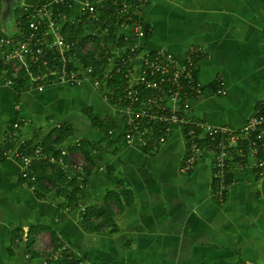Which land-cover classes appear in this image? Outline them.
<instances>
[{
    "label": "crops",
    "instance_id": "0c3cea01",
    "mask_svg": "<svg viewBox=\"0 0 264 264\" xmlns=\"http://www.w3.org/2000/svg\"><path fill=\"white\" fill-rule=\"evenodd\" d=\"M37 1L0 0V33L13 32L21 7ZM78 13L72 9L67 23L80 29V48L88 51L94 36ZM144 14L151 49L163 46L178 56L196 52L204 90L177 109L237 129L264 105V0H148ZM18 117L32 139L55 124L70 126L72 135L58 146L83 156L76 146L90 142L92 176H85L75 205L50 189L46 178L42 188L22 185L18 162L1 161L0 264H59L54 254L63 243L90 263L264 264V171L236 168L235 181L219 200L212 192L211 154L188 172L180 170L188 147L183 128L173 126L156 149L128 145L120 105L89 81L18 95L0 83V138ZM101 206L111 211V221L91 211L93 226L104 221L94 230L84 211Z\"/></svg>",
    "mask_w": 264,
    "mask_h": 264
},
{
    "label": "built area",
    "instance_id": "2783aa9c",
    "mask_svg": "<svg viewBox=\"0 0 264 264\" xmlns=\"http://www.w3.org/2000/svg\"><path fill=\"white\" fill-rule=\"evenodd\" d=\"M147 3L148 0H81L77 4L71 0H39L34 5H23L15 30L0 33V83L14 87L15 79L21 78V90L41 91L48 85L77 87L89 81L104 99L120 105L125 115L123 137L128 145L156 149L166 142L173 126L183 128L188 147L180 170L188 172L199 159L211 154L212 192L223 200L235 181L236 168L250 167L258 175L264 171V105L255 108L237 129L194 119L186 108L177 109L189 96H198L204 90L195 73L196 52L190 50L178 56L163 46L151 49L146 39ZM60 5L84 16V24L98 38L97 43L94 37L90 41V50L82 51L80 40L66 38L63 26L71 21V14L61 11ZM111 29L114 40L109 39ZM80 51H95L93 59L99 64L85 66L79 59ZM116 76L123 80L118 98L107 86ZM218 92L225 94L222 89ZM14 109L19 106L15 104ZM24 125L22 118H15L0 138V162L10 158L18 162L22 185L35 188L41 171L50 174L53 169L68 178H82L88 167L83 156L75 158L64 145L58 146L57 156L46 152L42 132L32 139L24 133ZM59 127L61 124L53 126ZM42 163H46L42 170L35 169ZM83 186L82 178L79 187ZM54 255L60 258L59 264H102L82 260L66 243L60 244Z\"/></svg>",
    "mask_w": 264,
    "mask_h": 264
},
{
    "label": "trees",
    "instance_id": "16d2710c",
    "mask_svg": "<svg viewBox=\"0 0 264 264\" xmlns=\"http://www.w3.org/2000/svg\"><path fill=\"white\" fill-rule=\"evenodd\" d=\"M60 10L63 12H70V9H68L67 6L65 5H60ZM25 24V23H24ZM26 25V24H25ZM66 29L65 36L68 40H75L78 39L83 40L85 38L81 37V31L80 29L73 24L70 23H65L63 26ZM96 40V43L98 42V38L94 37ZM110 40H114V35H113V29H111V33L109 35ZM78 47V46H77ZM95 51H90L85 54H78L80 59L82 60L83 64L85 66L88 65H96L99 64V61L94 60L95 56ZM196 61V57H195ZM196 73V72H195ZM123 80L120 76L114 77L110 82H108V88L114 93L115 98H118L121 95L120 91V86L122 84ZM24 85V81L21 78H16L15 79V86L14 91L16 95H18L20 92H22V86ZM104 123H100V126L102 127ZM72 128L68 125H61L59 128H53L50 132H48L46 135L42 136V145L44 146L46 152L52 153L53 155L57 156L59 154L58 151V145L63 143L64 140H66L68 137L72 135ZM38 135V134H37ZM83 154L84 159L86 163L89 165L91 164V158H90V152L93 148V146L90 144V142L82 140L79 142L78 146H76ZM46 166V163H42L40 165H36L35 169L37 170H42ZM85 173L83 174L82 178L85 180L86 174L90 172L88 168L84 169ZM42 175L39 177V186L40 188L43 187L41 184V180L46 178L50 184L51 187L50 189H57L59 193L63 194L68 202L70 204H77V202L81 199V196L83 194L82 189L77 185V178L76 176L74 178H68L66 174H64L62 171H59L57 169H53V172L50 174H46L43 171ZM229 181V177L227 178ZM47 189V188H45ZM126 194V191H124ZM106 204V203H105ZM95 207L94 209H88L84 211V221L86 222L87 225H90V227L94 230H99L103 226L104 221H100L96 224V226L92 225V222H89L88 216L92 213H95L97 215H102L105 214L109 218L111 216V211H109L108 207ZM111 221L109 218L108 221ZM66 259L64 258L63 262L66 263Z\"/></svg>",
    "mask_w": 264,
    "mask_h": 264
},
{
    "label": "rangeland",
    "instance_id": "374dc122",
    "mask_svg": "<svg viewBox=\"0 0 264 264\" xmlns=\"http://www.w3.org/2000/svg\"><path fill=\"white\" fill-rule=\"evenodd\" d=\"M73 156H74L75 158H81V156H80L79 154H77V153L74 154Z\"/></svg>",
    "mask_w": 264,
    "mask_h": 264
}]
</instances>
